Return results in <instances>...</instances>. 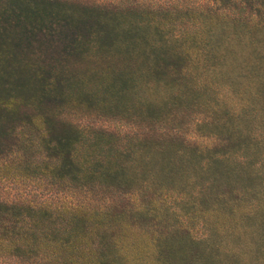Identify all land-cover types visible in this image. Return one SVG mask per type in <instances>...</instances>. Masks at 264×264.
<instances>
[{"label":"trees","instance_id":"1","mask_svg":"<svg viewBox=\"0 0 264 264\" xmlns=\"http://www.w3.org/2000/svg\"><path fill=\"white\" fill-rule=\"evenodd\" d=\"M210 1L0 0V191L103 202L0 195V264H264V0ZM73 107L162 128L120 145Z\"/></svg>","mask_w":264,"mask_h":264},{"label":"rangeland","instance_id":"2","mask_svg":"<svg viewBox=\"0 0 264 264\" xmlns=\"http://www.w3.org/2000/svg\"><path fill=\"white\" fill-rule=\"evenodd\" d=\"M70 1V0H69ZM75 2H80L83 4H98V5H115L120 7H128L132 6L134 4H143L146 6H150L153 8L157 7H164L171 9H199L200 7L204 6V8H212L215 9V5L212 4L210 0H72ZM219 8V7H218ZM220 11L222 9L220 8ZM70 111V119L78 123L80 126H83L85 128H91L92 129H101L104 131H107L111 133L114 136V142H119L120 145H124L130 141L131 136H140L143 138V130L146 131V133H151L153 129H156V127L162 128V126L158 124H152L143 122L142 119L138 121L137 124L141 126H137V124H134L133 118L127 117V118H120L121 116H118L116 114L114 115H107L105 113H102L101 111H94V112H87L86 110L79 108V107H73ZM194 115L191 114L190 116L185 119L186 122L192 121ZM189 129H184L183 132H188ZM135 133V135H133ZM133 137V138H134ZM196 143L198 145H212L213 141L209 138H202L201 136H198L196 138ZM117 146V145H116ZM83 147V152L85 153ZM98 149V148H97ZM96 154H99L97 152ZM37 158V157H35ZM82 160V157H80ZM41 159H36V165H40ZM38 170H33L31 172L30 180L26 179L25 177H28V175L24 176L21 180V182H17L13 185H6V189H3L0 191V195L3 198L12 197L13 194L18 195V199L20 202L24 201V203H28L29 201H32V205L34 203H37V205H47V203L50 206L59 205L61 202L66 203L72 206L75 205H91V207H95L96 205L100 208L103 205V202L100 201V196L93 193H87L85 188H81L80 183H73L72 187L67 188V183L60 184L58 187V191L65 190L66 194L64 196L65 202L63 201V196H61L58 201L57 197H51L49 194L50 192V186L49 181L42 178V176L36 175ZM24 174V173H23ZM41 177V178H40ZM41 179V180H39ZM65 185V186H64ZM18 187L19 190H15V188L12 187ZM95 191V189H94ZM95 192H99V190H96ZM113 193L114 191H110ZM18 193V194H16ZM54 193V192H53ZM70 193H73V196L70 195ZM59 197V196H58ZM37 200V201H35ZM110 201V200H109ZM123 200L120 199L119 206H122ZM126 202V201H124ZM125 204V203H124Z\"/></svg>","mask_w":264,"mask_h":264}]
</instances>
